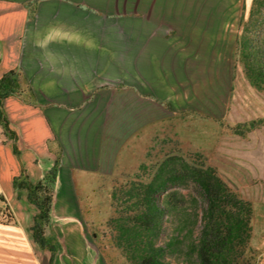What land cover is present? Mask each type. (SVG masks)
I'll return each instance as SVG.
<instances>
[{"label": "crops", "instance_id": "crops-1", "mask_svg": "<svg viewBox=\"0 0 264 264\" xmlns=\"http://www.w3.org/2000/svg\"><path fill=\"white\" fill-rule=\"evenodd\" d=\"M123 1L0 0V78L20 73L19 92L0 105L16 133L10 139L0 125V194L17 221L0 222V264H50V252L32 233L39 208L14 177L25 169L37 183L58 158L57 204L46 234L57 238L65 255L58 251L54 264H103L86 238L80 211L65 198L75 175L111 171L130 139L152 122L144 101L156 96L144 91V80H153L155 66L131 59L130 26L116 30L110 16ZM150 1L144 0L146 10ZM162 15L150 21L162 25ZM142 18L139 42L145 46L153 33H147V15ZM130 72L144 79L129 81ZM117 82L119 90L112 88Z\"/></svg>", "mask_w": 264, "mask_h": 264}, {"label": "rangeland", "instance_id": "rangeland-1", "mask_svg": "<svg viewBox=\"0 0 264 264\" xmlns=\"http://www.w3.org/2000/svg\"><path fill=\"white\" fill-rule=\"evenodd\" d=\"M252 2L162 0L156 6V0H151L146 10L144 0H126L110 9L116 30L123 23L126 31L130 26L131 59L139 63L144 59L146 66H155L152 82L144 80V91H152L156 97L144 99V113L152 114L151 125L130 139L111 171L75 175L65 198L80 211L86 238L103 264H128L110 241L106 224L113 213L115 181L173 150L188 160L215 166L230 186L253 202V262L264 264V92L249 84L234 53L242 17L248 18ZM146 15L147 33L153 34L144 46L139 39L145 34L142 17ZM161 15L162 25L155 26L150 19ZM132 49L138 52L133 55ZM129 79L135 83L144 78L130 72ZM121 85L117 82L112 88L119 90ZM163 101L172 103L177 111L167 110ZM251 122L255 127L248 129ZM53 231L62 239L61 229Z\"/></svg>", "mask_w": 264, "mask_h": 264}, {"label": "trees", "instance_id": "trees-1", "mask_svg": "<svg viewBox=\"0 0 264 264\" xmlns=\"http://www.w3.org/2000/svg\"><path fill=\"white\" fill-rule=\"evenodd\" d=\"M236 61L249 84L264 92V0H253L248 18L234 44ZM18 71L0 78V105L19 92ZM162 105L171 112L170 102ZM255 122L248 125L253 129ZM0 125L10 139L6 113L0 108ZM153 163H142L136 173L117 179L107 220L108 236L128 264H259L250 245L253 236V202L223 179L212 165L186 159L175 150L160 153ZM60 160L33 183L23 169L14 177L17 188H26L39 211L33 237L50 252V264L61 246L46 234L51 223ZM193 184L194 188L189 185ZM4 194H0V222L16 224Z\"/></svg>", "mask_w": 264, "mask_h": 264}]
</instances>
